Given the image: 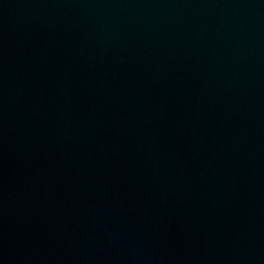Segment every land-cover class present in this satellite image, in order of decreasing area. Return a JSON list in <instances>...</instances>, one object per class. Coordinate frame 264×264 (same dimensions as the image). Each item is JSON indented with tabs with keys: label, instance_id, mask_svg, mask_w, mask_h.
Wrapping results in <instances>:
<instances>
[{
	"label": "water",
	"instance_id": "obj_1",
	"mask_svg": "<svg viewBox=\"0 0 264 264\" xmlns=\"http://www.w3.org/2000/svg\"><path fill=\"white\" fill-rule=\"evenodd\" d=\"M0 264H264V0H0Z\"/></svg>",
	"mask_w": 264,
	"mask_h": 264
}]
</instances>
